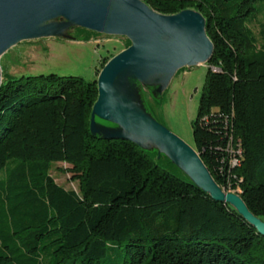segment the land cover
<instances>
[{"label": "trees", "instance_id": "1", "mask_svg": "<svg viewBox=\"0 0 264 264\" xmlns=\"http://www.w3.org/2000/svg\"><path fill=\"white\" fill-rule=\"evenodd\" d=\"M142 1L161 15L194 10L205 19L214 52L194 146L215 182L264 220V46L249 27L264 0ZM97 99V82L79 77L1 84L0 264H103L117 251L123 264H264V236L233 206L138 144L93 133ZM142 102L158 121L163 98ZM58 163L78 191L56 183Z\"/></svg>", "mask_w": 264, "mask_h": 264}, {"label": "water", "instance_id": "2", "mask_svg": "<svg viewBox=\"0 0 264 264\" xmlns=\"http://www.w3.org/2000/svg\"><path fill=\"white\" fill-rule=\"evenodd\" d=\"M141 2L148 11L134 12L92 0H0V56L13 44L28 38L24 37L26 34L31 33L32 36L34 23L49 12H55L77 27L99 34L135 38L129 48L114 56L102 69L97 80L98 99L93 107L91 124L99 117L122 131H114V135L105 138H123L136 144V139L150 140L161 147L174 164L167 150L182 157L187 156L203 180L199 184L182 169L192 183L214 200L233 206L264 236V221L250 212L239 193L228 192L215 182L197 150L144 110L133 107L116 94L114 84L117 76L133 65L146 72L139 75V82L154 75L169 78L183 67L207 63L214 52L206 33L205 19L199 12L185 10L166 16ZM20 14L27 16L12 28L15 17ZM177 30L184 32L178 39H160ZM162 81L167 84L169 80ZM1 84L0 73V87Z\"/></svg>", "mask_w": 264, "mask_h": 264}, {"label": "rangeland", "instance_id": "3", "mask_svg": "<svg viewBox=\"0 0 264 264\" xmlns=\"http://www.w3.org/2000/svg\"><path fill=\"white\" fill-rule=\"evenodd\" d=\"M92 1L107 4L105 0ZM255 8L256 14L249 21V27L258 46H264V2H257ZM34 26L31 37L13 44L0 56L2 83L25 76L49 74L79 77L87 82H97L104 66L135 42L133 37L99 34L77 27L55 12L47 13L43 18L38 19ZM178 36L170 34L160 39L172 41L178 39ZM106 60L108 62L103 66ZM207 69V63L183 67L169 78H164V75H154L139 82V75L146 72L133 65L117 76L114 89L123 101L145 112V105L142 102L143 94H151L154 98L162 97L165 104L160 108L156 118L168 130L195 149L192 122L197 117ZM167 79L169 80L167 84H163L162 80ZM91 129L102 137L112 136L114 131L122 132L116 125L99 117L95 118ZM135 141L163 169L185 180L184 172V174L179 172L163 160V157L169 160L170 158L156 143L144 139ZM168 154L172 157L169 152ZM68 168L69 166L64 163L55 164L51 175L58 185L67 190L78 191V183L72 181L71 174L64 172ZM123 256V252H113L110 259L103 264H123Z\"/></svg>", "mask_w": 264, "mask_h": 264}, {"label": "bare ground", "instance_id": "4", "mask_svg": "<svg viewBox=\"0 0 264 264\" xmlns=\"http://www.w3.org/2000/svg\"><path fill=\"white\" fill-rule=\"evenodd\" d=\"M108 4L111 3L113 6L118 7L119 9H126V10H131L134 12H142V11H148V9L144 6V4L141 2V0H105ZM109 5V4H108ZM27 15L25 14H20L17 15L15 17V20L13 22L12 28L16 27L24 18H26ZM11 28V29H12ZM183 35L184 32L181 30H177L175 32H172L171 35ZM31 36V33L26 34L24 37H29ZM193 148V147H191ZM194 149V148H193ZM195 150V149H194ZM196 151V150H195ZM167 152H169L172 155V159L176 160L175 165L182 171H186L189 172V174L199 183L202 184L203 180L202 177L200 176V174L198 173V171L196 170V168L194 167V165L192 164V162L190 161V159L187 156H179L177 153L171 151V150H167ZM197 152V151H196ZM184 171H183V170ZM185 173V172H184Z\"/></svg>", "mask_w": 264, "mask_h": 264}, {"label": "built area", "instance_id": "5", "mask_svg": "<svg viewBox=\"0 0 264 264\" xmlns=\"http://www.w3.org/2000/svg\"><path fill=\"white\" fill-rule=\"evenodd\" d=\"M237 159L234 157V154L231 157L230 164L232 167H235L237 165Z\"/></svg>", "mask_w": 264, "mask_h": 264}]
</instances>
